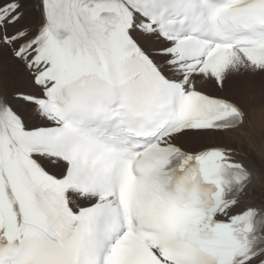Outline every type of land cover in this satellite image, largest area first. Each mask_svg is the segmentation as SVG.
I'll use <instances>...</instances> for the list:
<instances>
[{"label":"snow or ice","instance_id":"snow-or-ice-1","mask_svg":"<svg viewBox=\"0 0 264 264\" xmlns=\"http://www.w3.org/2000/svg\"><path fill=\"white\" fill-rule=\"evenodd\" d=\"M257 84L264 0H0V264H264Z\"/></svg>","mask_w":264,"mask_h":264},{"label":"bare ground","instance_id":"bare-ground-1","mask_svg":"<svg viewBox=\"0 0 264 264\" xmlns=\"http://www.w3.org/2000/svg\"><path fill=\"white\" fill-rule=\"evenodd\" d=\"M253 91V90H252ZM241 92L240 99L256 102L253 92ZM242 106V105H241ZM243 107V106H242ZM249 113L248 127L251 131L241 130L239 134L233 136V140H237L238 147L248 154V159L255 165L254 171L261 176V184L264 185V105L254 109H245ZM244 140L248 149L241 147V141ZM254 195L260 196L261 191L257 190Z\"/></svg>","mask_w":264,"mask_h":264},{"label":"rangeland","instance_id":"rangeland-1","mask_svg":"<svg viewBox=\"0 0 264 264\" xmlns=\"http://www.w3.org/2000/svg\"><path fill=\"white\" fill-rule=\"evenodd\" d=\"M252 92L256 98L258 97V99H256L257 103L252 102L251 100L249 101V99L248 100L244 99L245 101L241 100L240 94L234 96L233 98L236 99L237 102H239L245 109H254L256 107L263 106L264 105V88H261V86L257 84ZM233 141L238 145L237 140H233ZM241 147L245 150L248 149V145L244 140L241 141Z\"/></svg>","mask_w":264,"mask_h":264}]
</instances>
